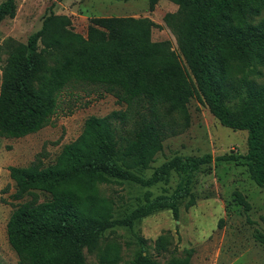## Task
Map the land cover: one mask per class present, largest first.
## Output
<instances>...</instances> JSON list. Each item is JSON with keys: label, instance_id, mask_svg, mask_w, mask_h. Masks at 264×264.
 Masks as SVG:
<instances>
[{"label": "trees", "instance_id": "1", "mask_svg": "<svg viewBox=\"0 0 264 264\" xmlns=\"http://www.w3.org/2000/svg\"><path fill=\"white\" fill-rule=\"evenodd\" d=\"M158 0H148L154 8ZM177 10L164 21L176 38L151 39L149 17H92L86 35L66 15L50 10L26 42H11L0 85V137L19 138L53 123L65 97L108 93L123 108L89 116L81 133L44 166L41 154L25 166H8L12 198L21 200L6 222L8 244L19 264H194L192 248L176 252L169 231L153 245L137 233L131 257L106 232L133 227L141 218L179 203L195 204L194 177L213 160L235 161L264 187V0H169ZM15 0L0 2V22L12 17ZM197 97L220 124L247 131L244 155H174L143 177L163 141L190 124L187 104ZM179 180L170 193L152 195L123 217L100 186L112 179L150 187ZM34 190L49 197L39 201ZM239 204H250L238 191ZM264 243V236L260 235ZM161 260H160V259Z\"/></svg>", "mask_w": 264, "mask_h": 264}, {"label": "rangeland", "instance_id": "2", "mask_svg": "<svg viewBox=\"0 0 264 264\" xmlns=\"http://www.w3.org/2000/svg\"><path fill=\"white\" fill-rule=\"evenodd\" d=\"M50 10L68 16L72 29L82 35H86L92 17H149L157 24L152 28L151 39L169 40L171 48L180 54L175 35L164 21L168 14L177 10V5L169 0H158L153 9L148 0H15L14 15L0 22V85L9 44L25 43L28 36L41 27L43 17ZM258 80H264V69ZM62 104L64 111L70 108L72 112H60L53 117V123L23 137H0V264H19L8 244L6 222L17 204L31 198L30 195L21 200L12 198L14 181L9 177L8 166L28 165L39 153L44 166L53 163L62 147L81 133L89 116H103L124 107L112 95L96 91L65 97ZM187 107L189 126L163 141L162 150L150 167L137 171L143 177L149 176L156 166L174 155L210 153L216 157L225 153H246V130H234L220 124L195 96L189 99ZM178 180V174L172 171L166 181L150 187L112 179L100 188L115 200L114 216L123 217L143 202L146 190L153 196L170 193ZM191 190L195 204L185 208L186 199L182 200L178 219H174L169 209L156 210L136 221L131 228L116 227L106 232L107 237L121 243L125 259L133 254L137 233L152 246L159 234L169 231L171 247H175L177 253L186 248L193 249L194 264H264V243L260 240V235L264 236V187L250 178L247 167L235 161L213 160L196 174ZM236 191L249 202V209L245 210L238 203ZM34 193L39 201L49 197L41 190H34ZM86 260L87 264H96L93 255H86Z\"/></svg>", "mask_w": 264, "mask_h": 264}]
</instances>
